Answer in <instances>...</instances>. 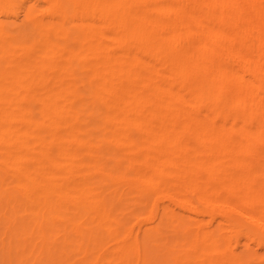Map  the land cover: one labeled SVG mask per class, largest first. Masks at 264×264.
I'll list each match as a JSON object with an SVG mask.
<instances>
[{"label": "bare ground", "instance_id": "bare-ground-1", "mask_svg": "<svg viewBox=\"0 0 264 264\" xmlns=\"http://www.w3.org/2000/svg\"><path fill=\"white\" fill-rule=\"evenodd\" d=\"M0 264H264V0H0Z\"/></svg>", "mask_w": 264, "mask_h": 264}]
</instances>
